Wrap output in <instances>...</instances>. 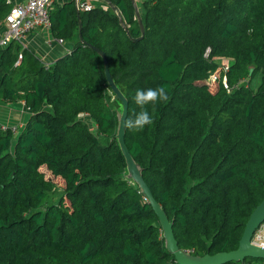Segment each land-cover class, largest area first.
Listing matches in <instances>:
<instances>
[{
    "label": "trees",
    "instance_id": "trees-1",
    "mask_svg": "<svg viewBox=\"0 0 264 264\" xmlns=\"http://www.w3.org/2000/svg\"><path fill=\"white\" fill-rule=\"evenodd\" d=\"M107 1L115 10L101 1L80 12L81 39L74 0L53 4L51 29L70 49L51 65L16 41L0 48V104L29 111L16 131L0 125V264H177L126 178L94 48L126 119L140 111L138 89L167 88V103L146 106L153 123L125 128L124 141L180 250L237 249L264 199V0ZM11 6L0 0V23ZM53 178L63 187L47 204Z\"/></svg>",
    "mask_w": 264,
    "mask_h": 264
},
{
    "label": "water",
    "instance_id": "water-1",
    "mask_svg": "<svg viewBox=\"0 0 264 264\" xmlns=\"http://www.w3.org/2000/svg\"><path fill=\"white\" fill-rule=\"evenodd\" d=\"M78 1L79 0H74V3L78 19L79 38L81 39L80 9L78 6ZM101 1H104L108 6L115 10V7L109 1ZM135 12L138 25L141 32L143 33V25L137 9ZM120 23L123 24L121 18ZM126 29L127 28L125 27V30ZM94 50L102 57L104 62V73L110 89L108 91V95L112 97V100H117L121 104L120 111L116 112L117 126L114 138L125 161L126 178L136 184L140 193L147 201V203L151 206L152 210L157 216L158 224L162 231L165 248L170 254L174 256L175 262L177 264H226L229 262H243L246 258L258 259L264 262V248L253 245L250 242L253 233L261 224L264 223V199L254 208V210L249 215L245 223L244 230L239 240L237 249L230 252H219L213 255L205 254L203 256L192 255L179 249L172 230L173 222L168 219L161 206L153 198L149 187L143 179L141 167L135 162L125 145V127L123 121L126 119L127 115V100L111 78L104 53L99 51L97 48H94Z\"/></svg>",
    "mask_w": 264,
    "mask_h": 264
},
{
    "label": "crops",
    "instance_id": "crops-1",
    "mask_svg": "<svg viewBox=\"0 0 264 264\" xmlns=\"http://www.w3.org/2000/svg\"><path fill=\"white\" fill-rule=\"evenodd\" d=\"M20 0H8L11 4ZM70 0H55L54 5L62 6ZM79 4H87L91 7L97 5L105 7L100 0H79ZM75 6V3H74ZM107 7V6H106ZM82 10H80L81 12ZM5 31L4 20L0 23V39ZM24 48L31 49L38 56L42 63L51 65L57 61L61 56L67 53L70 49V44L66 41L59 42L49 28H36L32 30L22 41ZM29 111L25 108L23 102L0 104V125L5 128H10L13 131L20 129L26 122Z\"/></svg>",
    "mask_w": 264,
    "mask_h": 264
},
{
    "label": "built area",
    "instance_id": "built-area-1",
    "mask_svg": "<svg viewBox=\"0 0 264 264\" xmlns=\"http://www.w3.org/2000/svg\"><path fill=\"white\" fill-rule=\"evenodd\" d=\"M55 0H20L12 4L11 9L4 19L5 31L0 39V48H4L10 42L21 43L32 30L36 28H49L51 26L50 11ZM82 11H90L92 7L87 4H79ZM59 42H63L59 39ZM22 48H24L22 46ZM208 54V50L206 52ZM20 58V56H19ZM47 66V65H46ZM225 69L227 66L224 67ZM215 80L214 75L211 76ZM2 127V126H1ZM5 130V127H2ZM251 244L264 248V223L253 233Z\"/></svg>",
    "mask_w": 264,
    "mask_h": 264
},
{
    "label": "clouds",
    "instance_id": "clouds-1",
    "mask_svg": "<svg viewBox=\"0 0 264 264\" xmlns=\"http://www.w3.org/2000/svg\"><path fill=\"white\" fill-rule=\"evenodd\" d=\"M170 99L166 86L156 88L138 89L134 96V102L140 111L123 121L124 127L133 133L141 132L146 126L153 123V118L147 110L148 105H156L158 102L167 103Z\"/></svg>",
    "mask_w": 264,
    "mask_h": 264
},
{
    "label": "rangeland",
    "instance_id": "rangeland-1",
    "mask_svg": "<svg viewBox=\"0 0 264 264\" xmlns=\"http://www.w3.org/2000/svg\"><path fill=\"white\" fill-rule=\"evenodd\" d=\"M137 4H139V3L137 2ZM104 8H106V6ZM16 44L19 45L20 47L22 46L21 43H19V42H17ZM219 64L225 67V66H228L229 62L226 59H221V60H219ZM258 80H259V75H257L252 80L251 86L254 87L258 83ZM211 81H213V80H212V77L210 76L206 80V83L209 84ZM110 103H112V105H113L112 106V110L115 112V114H116V112L120 111L121 107H120V104L118 103L117 100H112V97H110ZM82 120L87 123V125L91 129V131L95 132L94 131V125L91 123V121L88 118L82 117ZM53 182L55 184V187H54V190L49 193V195H48V197L46 199L47 204L48 203H51V202H54L55 200H57V198H58V196L60 194V190L63 187V182H62L61 179H59V178H53Z\"/></svg>",
    "mask_w": 264,
    "mask_h": 264
}]
</instances>
